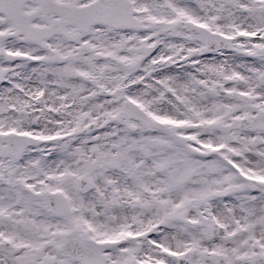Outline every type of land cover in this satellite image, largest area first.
Returning <instances> with one entry per match:
<instances>
[{
    "label": "snow or ice",
    "instance_id": "obj_1",
    "mask_svg": "<svg viewBox=\"0 0 264 264\" xmlns=\"http://www.w3.org/2000/svg\"><path fill=\"white\" fill-rule=\"evenodd\" d=\"M0 264H264V0H0Z\"/></svg>",
    "mask_w": 264,
    "mask_h": 264
}]
</instances>
